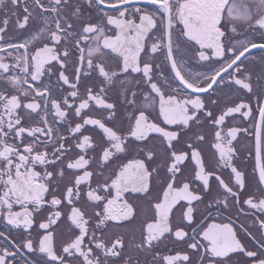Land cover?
Instances as JSON below:
<instances>
[{
	"label": "snow or ice",
	"instance_id": "6c2138e0",
	"mask_svg": "<svg viewBox=\"0 0 264 264\" xmlns=\"http://www.w3.org/2000/svg\"><path fill=\"white\" fill-rule=\"evenodd\" d=\"M0 264H264V0H0Z\"/></svg>",
	"mask_w": 264,
	"mask_h": 264
}]
</instances>
